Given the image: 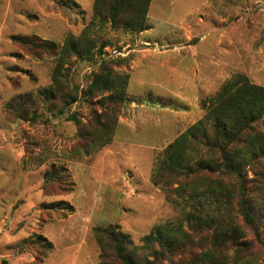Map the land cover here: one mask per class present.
<instances>
[{
    "label": "rangeland",
    "instance_id": "rangeland-1",
    "mask_svg": "<svg viewBox=\"0 0 264 264\" xmlns=\"http://www.w3.org/2000/svg\"><path fill=\"white\" fill-rule=\"evenodd\" d=\"M94 2L0 0V264H124L113 250L104 256L97 227H119L147 258L142 239L157 227L183 223L191 232L184 197L153 182L163 152L204 118L202 100L236 74L264 87V0H152L143 32L107 27L110 45L101 56L72 61L70 87L80 97L102 60L122 61L115 68L130 77L111 144L79 153L78 124L50 104L32 107L34 121L17 120L5 106L50 87L55 67L54 57L34 58L12 38L62 46L91 22ZM94 111L101 106L81 100L66 116L77 113L87 125ZM52 173L58 179L45 185ZM227 213L244 238L219 248L197 232L188 254L162 264H183L205 250L217 264H264L254 233L236 210ZM246 241L252 244L241 252Z\"/></svg>",
    "mask_w": 264,
    "mask_h": 264
},
{
    "label": "trees",
    "instance_id": "trees-1",
    "mask_svg": "<svg viewBox=\"0 0 264 264\" xmlns=\"http://www.w3.org/2000/svg\"><path fill=\"white\" fill-rule=\"evenodd\" d=\"M151 2L95 0L91 22L80 35H68L62 46L34 37H13V42L34 58L54 57L55 67L50 87L39 90L36 96H16L6 104L7 113L17 120L34 121L37 110L31 112L32 107L39 102L50 104L60 116L78 124L77 135L82 139L79 153L110 145L118 113L126 104L130 77L116 70L122 61L102 60L80 97L79 87H70L72 61H92L101 56L110 45L107 27L143 32ZM95 98L99 99L94 102ZM81 100L102 109L100 114L94 111L87 125L80 122L77 113L66 116ZM202 106L206 110L204 118L168 145L153 176L157 187L184 197L191 232L185 231L183 223L176 230L157 227L142 239L150 254L147 258L130 248V237L119 227H97L94 232L105 257L110 249L124 264L172 263L179 253L184 257L197 245V232L213 238L215 246L227 247L245 237L236 218L227 213L235 210L264 247V87L253 84L246 75L236 74L217 94L202 100ZM50 175L45 185L58 179L54 173ZM204 240L200 239L202 243ZM251 244L243 243L246 248L241 252L248 251ZM217 263V256L205 250L183 264Z\"/></svg>",
    "mask_w": 264,
    "mask_h": 264
}]
</instances>
